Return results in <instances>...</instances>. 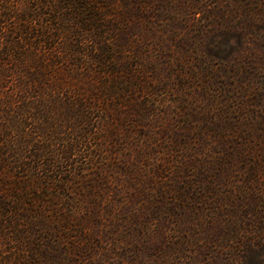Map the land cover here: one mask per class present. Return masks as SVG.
<instances>
[{
  "label": "rangeland",
  "instance_id": "rangeland-1",
  "mask_svg": "<svg viewBox=\"0 0 264 264\" xmlns=\"http://www.w3.org/2000/svg\"><path fill=\"white\" fill-rule=\"evenodd\" d=\"M151 1L112 33L134 86L74 159L71 264H264L256 0Z\"/></svg>",
  "mask_w": 264,
  "mask_h": 264
},
{
  "label": "trees",
  "instance_id": "trees-1",
  "mask_svg": "<svg viewBox=\"0 0 264 264\" xmlns=\"http://www.w3.org/2000/svg\"><path fill=\"white\" fill-rule=\"evenodd\" d=\"M255 2L253 30L264 29V1ZM151 3L0 0V264L73 263L68 232L81 226L70 193L74 159L105 130L108 104L134 86L112 33L133 6ZM250 72L263 85L251 96L259 105L264 73ZM256 114L264 116V104Z\"/></svg>",
  "mask_w": 264,
  "mask_h": 264
}]
</instances>
